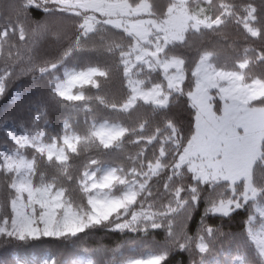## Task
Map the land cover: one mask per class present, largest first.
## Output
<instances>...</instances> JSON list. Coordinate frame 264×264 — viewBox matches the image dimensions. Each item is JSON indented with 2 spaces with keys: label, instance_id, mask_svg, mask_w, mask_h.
Wrapping results in <instances>:
<instances>
[{
  "label": "trees",
  "instance_id": "16d2710c",
  "mask_svg": "<svg viewBox=\"0 0 264 264\" xmlns=\"http://www.w3.org/2000/svg\"><path fill=\"white\" fill-rule=\"evenodd\" d=\"M128 1L137 5L142 0ZM148 1L155 5L158 18L172 3V0ZM197 1L201 0H189V3L193 6ZM13 3L14 0H0V25L8 21ZM220 4L234 6L236 15L228 17L215 31L190 32L186 34L185 43L168 46L170 55L183 57L186 62L183 65V95H179L178 100L170 97L166 109L138 100L129 110H119L131 95L124 64L120 60V48L127 52L135 43L123 29L98 24L86 38L77 41L79 26L84 23L83 15L59 10L46 12L45 7L33 6L23 25L24 40L20 39L19 24L15 34L10 31L8 37H0V78L5 85L4 93H0V148L15 145L4 130L7 122L41 127L59 143L63 141L61 130L76 132L80 136L76 151L66 149L67 160L63 166L56 157L52 156L50 161L45 151L40 152L34 146H24L23 152L33 160L35 182L52 183L61 188L68 203L77 209H90L87 204L89 193L85 192L82 183L90 168L112 165L126 179L133 178L144 184L127 211L118 210L119 219L117 213H113L109 221L79 234L80 239L74 243L54 238L19 241L0 236V264H43L45 255L55 258L57 264H70L80 254L88 256L93 264H120L119 260L133 251L132 246L166 252L162 264H199L201 259L228 257L230 254L243 255L245 264H264L248 231L254 201L248 200L242 211L233 210L227 218L212 214L213 203L231 196V183L223 180L197 182L186 164L174 171V145L166 142L170 122L181 129L185 147L194 134L195 109L191 107L188 93L195 87L192 72L203 52H212L213 64L227 70H236L239 63L247 60L248 65L243 70L245 78L249 82L251 78L264 79V62L257 59L258 54L264 52V36L252 37L241 19L251 4L257 9L258 16L251 25L264 31V0H211V15L218 14ZM50 63H57L58 68L33 79L31 70L34 67ZM66 65L81 69L98 66L107 70L109 75L94 78L99 87L88 83L74 87L73 93L81 92L85 99L70 102L52 93L55 76H62ZM140 76L146 79V86L162 83L167 89V80L160 69L143 71ZM173 95L177 94L174 92ZM214 103L215 110L220 112L221 100L216 97ZM113 104L118 106L117 109L111 107ZM164 111L168 112L170 119L162 118ZM104 120L119 122L127 129L109 149H104L99 138L92 133L94 123ZM1 157L0 149V160ZM93 160L98 163L91 164ZM157 162L161 163V168L151 173ZM14 178V172L0 168V216L8 219L15 195L11 187ZM255 181L259 197L264 200V191H261L264 189V168L259 164ZM192 187L197 188L196 201L191 197ZM177 189H180L179 195ZM235 189L242 192L244 181L236 183ZM143 210L152 213V218L141 219L135 227L116 228L113 223L122 224ZM202 218L203 225L218 229L209 251L204 254H200L197 248L198 238L204 235ZM153 221L159 227L153 229ZM182 244L187 245L184 250L180 248Z\"/></svg>",
  "mask_w": 264,
  "mask_h": 264
},
{
  "label": "snow or ice",
  "instance_id": "6c2138e0",
  "mask_svg": "<svg viewBox=\"0 0 264 264\" xmlns=\"http://www.w3.org/2000/svg\"><path fill=\"white\" fill-rule=\"evenodd\" d=\"M50 3L52 7H45L46 12L73 11L77 15H82L90 10L93 13L99 12L104 17L102 20L94 21L95 23L100 25L112 24L116 28L123 27L129 37L133 38L136 44L141 45V49L136 50L137 61H143L149 66L159 65L164 69L168 79L167 94L159 84L147 92L139 93V96L145 101L151 100L161 109H166L169 106L170 97L172 100H178V96L183 95L179 85L184 79L182 66L185 65L186 61L183 57L170 55L171 50L168 46H175L177 42L185 43L186 34L190 32L198 33L204 29L215 31L226 22L228 17L236 15L235 7H229L226 4H220L218 14L215 15H209L205 8H201L196 15H190L185 11L188 7L186 3L168 6L166 11L157 18L155 5L152 3L139 4L135 7L128 4L126 0L122 3H108L106 0H73L71 3L69 0H50ZM208 4L211 6V0H208ZM33 6L40 7L39 4H34V0H14L9 10L8 21L0 25V37H8L10 31L15 34L19 24L21 25L20 39L24 40L23 25L28 21V13ZM142 13L149 18L144 19L141 16ZM131 15L137 16L131 30L125 25L114 23L113 17ZM241 19L245 29L252 37L264 36V31L250 26L258 20L257 9L251 4L247 6ZM90 31L92 28L87 22L81 24L79 35L76 37L77 41L86 38ZM142 42L154 44V48L148 50L142 45ZM131 55L132 52H126L120 48V60L124 64L126 76L130 71L128 57ZM213 55L209 51L200 54L195 71L192 72L193 77H195L196 91L194 93L189 92L188 96L192 101L191 107L195 109L194 134L191 135L185 147L181 139V129L175 126L174 122H170L167 126L170 133L166 142L174 145L172 150L173 170L175 171L181 165L187 164L190 170L195 173L197 182L203 180L204 182L216 183L223 180L235 186L236 181L243 178L245 181L244 191L238 192L233 187L232 194L227 200L221 198L219 203L212 204V214H222L227 218L233 209L242 211L250 195L252 197L257 195V188L254 186L256 166L259 164L264 168V79L251 78L249 82L245 78L241 70L246 69L247 60L239 63L236 70L217 69L211 63ZM257 59L264 62V52H260ZM57 68V63H50L44 67H34L31 74L33 79H36L37 76L42 77L45 73H52ZM169 69H175V74L169 75ZM108 75L107 70L98 66L81 71L65 69L64 72L65 81L69 86H75L77 83H88L99 87L94 78H107ZM65 81L56 78L52 84L54 96L58 95L70 102L85 99L81 94L70 93ZM129 84L131 85L133 82L129 80ZM210 89H216L219 99L223 102V108L219 115L213 110V97L209 94ZM4 91V80L0 78V93H4ZM132 92L133 95L119 106V110L127 111L134 105L138 98V90L135 86L132 87ZM174 92L177 95L174 96ZM111 107L115 110L118 106L113 104ZM162 118L170 119L167 111L162 113ZM125 131L127 129L111 132L100 130L94 131L93 136L99 138V143L104 149H109L119 141ZM7 135L18 146H24L28 143L26 136H17L11 131ZM64 143L73 152L76 151L68 139H65ZM38 150L44 151L43 148ZM48 159L50 161L53 159L51 154ZM57 159L61 161V166H63L67 157L61 154ZM97 163L96 160L91 161L93 165ZM20 167L21 165L11 156H5L3 163L0 164V168L9 173L16 172L19 174ZM26 167L31 170L32 166L29 164ZM117 171L118 169L112 168L103 175L99 183L92 181L91 189L108 188L114 179H118L119 184L124 188L117 189V191L124 192V194L113 199H105L103 203L89 194L87 204L90 206V210L80 208L78 211H73L68 201L62 199L65 192L62 189H54L52 185L33 189L26 180L19 185L13 182L11 187L17 195L11 202L10 220L0 216V236L15 238L19 241L54 238L74 243L80 239L79 234L86 233V230L109 221L113 213H117V219H119L118 210L127 211L129 205L135 200L136 194L131 191L125 180L116 176ZM89 175L90 173L85 172L86 178ZM91 175H95V173ZM83 187L85 192L90 193L88 182H85ZM125 189L127 190L125 191ZM190 191L192 200L196 201L198 199L197 188L192 187ZM25 192L27 193V205L21 202V196ZM179 192L180 189H177L176 194L179 195ZM36 205L39 206V211H37ZM178 207H180L179 204ZM261 216H264V212L261 213ZM113 223H115L116 228L125 226L115 221ZM152 227L155 229L159 225L153 221ZM217 231V228L203 225L202 218L204 235L198 238L197 244L200 254L209 251ZM249 234L256 240L260 257L264 258V235L258 237L251 229H249ZM186 247V244L180 245L181 250ZM166 255L167 253L164 252L150 255L146 259H131L127 264H162ZM43 264H57V262L55 258L49 257L43 261ZM70 264H92V261L86 257H80ZM199 264H206V261L201 259Z\"/></svg>",
  "mask_w": 264,
  "mask_h": 264
},
{
  "label": "rangeland",
  "instance_id": "374dc122",
  "mask_svg": "<svg viewBox=\"0 0 264 264\" xmlns=\"http://www.w3.org/2000/svg\"><path fill=\"white\" fill-rule=\"evenodd\" d=\"M69 2L71 3V2H73V0H69ZM106 2H108V3H122V2H125V0H106ZM126 2L128 4H131L128 0H126ZM146 3H150V2L148 0H142L139 4H146ZM184 3H186L188 5V7L185 9V11H187L188 14H190V15L198 14L199 10L201 8H205L207 10V13L209 15H211V7L208 4V0L197 1V3L194 4L193 6L190 5L189 0H172V3H171L170 6L181 5V4H184ZM34 4H39L42 7H48V8L52 7V5L50 3V0H34ZM139 4H137V5H139ZM132 6L135 7L136 5H132ZM81 11H83V10H81ZM69 12H73V11H69ZM73 13H75V12H73ZM178 14H179V10H178ZM82 15L84 16V23L87 22V24L91 26L92 30L98 25L94 21H99V20L104 19V17H102L101 13H99V12L93 13L90 10L87 11L86 13L82 14ZM141 16H143L144 19H148L149 18L144 13H142ZM136 19H137V16H135V15L125 16V17H113L114 23L125 25L130 30H131L132 24L134 23V21ZM110 25H112V24H110ZM250 26L254 27L252 25H250ZM120 29H123V27H121ZM142 45L145 48H147L148 50H152L154 48V44H149L147 42H142ZM137 49H141V45L140 44H136V41H135L134 45L127 51V52H129V51L132 52V55L130 57H128V59L130 61V71H129L128 75H127V81H128V85H129V87L131 89V95H133V92H132V87L133 86H135L137 88V90H138V98L135 101V103L138 100L145 101L143 98H141L139 96V93L147 92L148 90L152 89L157 84H159L161 86V89L165 92V94H167L168 89H166L163 86L162 83H153L150 86H146L145 85L146 79H144V78H142L140 76V74L143 71H146V70H159L160 69L162 71V73H163L165 78H166V76H165L164 69H163L162 66L155 65V64H153L152 66H149V65L145 64L143 61H137V59H136V50ZM141 54H143L142 51H141ZM145 59H148V57H145ZM211 63L213 64L212 60H211ZM213 66L216 67L214 64H213ZM90 67H92V66H90ZM88 68L89 67L81 69V68H77V67L67 66L66 65V66L63 67L62 76L56 75L55 79H54V82H55L56 78H59L61 81H65V77H64L65 69H68V70H73L74 69L76 71H81V70H87ZM195 68H196V66H195ZM216 68L220 69L218 67H216ZM175 71H176L175 69H169V75L175 74ZM242 72H243V70H242ZM183 76H184V71H183ZM256 79H259V78H256ZM129 80H131L133 82V84L130 85L129 84ZM166 80H167V83H168V79L167 78H166ZM182 83H183V81L179 85V87L181 89H182ZM65 84L68 87L69 92L73 93V88L74 87L81 86V85H84L86 83H84V84L77 83L75 86H69V85H67V83L65 81ZM195 91H196V86L194 87L193 91H191V92L194 93ZM76 94H81V92H78ZM209 94H210V96L213 97V105L212 106H213V110L216 111L215 110L214 99L216 97L219 98V96L217 94V90L216 89H210L209 90ZM145 102H149V103L154 104L151 100L145 101ZM135 103H134V105H135ZM191 103H192V101H191ZM221 103H222L221 104V110H222L223 102L221 101ZM220 112L216 111V113L218 115L220 114ZM64 126L67 127V125H64ZM118 129H124V127L119 122H111V121L104 120V121H100V122H95L94 123L93 129H92V133L94 131H100V130H103L105 132H111L113 130H118ZM4 130H5L6 134L9 131H11V132L15 133L17 136H26V137H28V143L26 145L34 146V147H36L38 149L43 148L44 151L48 155L51 154L52 156H54L56 158L59 155H61V154H63V156H66V149H70L64 143L65 139H68L69 142L74 145V147H76L77 142L80 139V136L76 132L70 131V129H66V130H61L60 131V135H61V138H62L63 141H62V143H59L58 139H56L55 137L50 138V136H48L46 131L43 128H41V127L31 128V127H25L24 125L17 126L16 124L11 123V122H7L4 125ZM14 144H15V142H14ZM26 145H24V146H26ZM24 146H18V145L15 144L14 146L3 145L0 148L1 149V156H2L1 160H0V164L3 163L5 156H11L17 163H19L21 165V167L19 169V174L14 172L15 178H14L13 182H15V183H17L19 185L21 182L26 180V181H28L30 183V185L33 187V189H35L37 187H42L44 185H52L54 187V189L61 190V188H56L52 183H45V182L37 183V182H35L34 177H33L34 176L33 175V160L31 158H28L25 155V153L23 152V147ZM29 164H31V166H32L31 170H29L26 167V165H29ZM161 166H162L161 163L157 162L156 164H154L152 166L150 172L151 173L158 172L159 169L161 168ZM112 168H115V167L112 166V165H107V164L106 165L97 166L95 168H90V169H88L86 171V172L90 173L89 177L86 178L85 174H84V177L82 179V183L83 184L85 182L89 183V188H90V193L89 194L93 195L101 203H103V201L105 199H113V198H116L118 196H122L124 194V192L117 191V189L124 188V186L119 184L118 179H114L112 184L108 188L91 189V182L95 181V182L99 183L100 180L102 179L103 175L106 174V172L108 170L112 169ZM189 169H190V167H189ZM92 173H95V175H91ZM192 173L195 176V173L193 171H192ZM116 176L119 179L125 180L126 184L131 188V191L134 192L136 194V196H137L138 191L140 190V188H142L143 185H144L143 183H139L137 180H135L133 178L132 179H130V178L126 179L123 175H120L118 172L116 173ZM241 180H243V178H241L240 180L236 181V183L240 182ZM201 181H203V180H201ZM233 187H235V186L231 185L232 189H233ZM244 188H245V181H244ZM126 190L127 189H125V191ZM259 194H260V191L257 188V195L255 197H252L250 195L249 199H248V200L251 199V200L254 201L253 213L251 214V216L249 218V221H248V231H249V229H251V231L253 233H256L258 237L260 235H264V216H261V213L264 212V200L259 197ZM16 195L17 194L15 192V195H14L13 199L16 198ZM136 196H135V198H136ZM62 199L67 201L65 197H62ZM225 200H227V199H225ZM21 202L23 204L27 205L28 201H27V193L26 192L21 196ZM35 207H36L37 211H39V206L36 205ZM66 207H67V205H66ZM71 208H72L73 211H78L79 210V209L75 208L72 205H71ZM26 210H30V209H26ZM133 217H135V219H133ZM144 218H152V213L144 211V210L141 211V212H136L132 216L131 219H129L128 221L122 223L121 225H125L127 227H135V224H137L141 219H144ZM250 237L254 241L255 246L257 248L256 240L253 239L252 235H250ZM131 250H133V251L128 253L127 255L123 256L119 260L120 264H127V262L129 260H131V259H146L150 255L160 254V253H158L156 251L149 250V249H138V248H136V246H132ZM257 251L259 253L258 248H257ZM48 257H49L48 255H45V258H43L42 262L45 259H47ZM80 257H86L87 259L91 260L88 256L81 255V254L79 256H77V258L75 260L79 259ZM205 261H206V264H245L244 256L241 255V254H230L228 257L227 256H216V257H212V258L206 259ZM92 264H93V262H92Z\"/></svg>",
  "mask_w": 264,
  "mask_h": 264
},
{
  "label": "crops",
  "instance_id": "0c3cea01",
  "mask_svg": "<svg viewBox=\"0 0 264 264\" xmlns=\"http://www.w3.org/2000/svg\"><path fill=\"white\" fill-rule=\"evenodd\" d=\"M241 72H242V70H241ZM243 73V72H242Z\"/></svg>",
  "mask_w": 264,
  "mask_h": 264
}]
</instances>
